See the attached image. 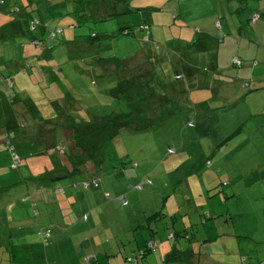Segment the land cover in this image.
<instances>
[{"label": "rangeland", "instance_id": "rangeland-1", "mask_svg": "<svg viewBox=\"0 0 264 264\" xmlns=\"http://www.w3.org/2000/svg\"><path fill=\"white\" fill-rule=\"evenodd\" d=\"M40 1L4 0L0 4V19L21 23V34L25 35L27 28L19 19L25 10L38 8ZM261 1L246 0L244 5L234 2L232 9L221 7L222 14L246 20L245 17L250 18L259 11ZM87 2L63 0L62 7L55 11L56 17L52 20L43 17L52 27L62 28L67 33L73 30L74 35L69 37L72 42L66 43L67 37L61 33L56 37L46 34L39 45L31 43L29 36L39 33L40 28L23 35L19 42L20 49L24 43V50L30 51L28 56L32 63V54L43 53L44 41L48 42V47L52 43L57 46L48 51L47 58L55 60L57 54H65L66 61L61 63V70H57L61 82L57 87L59 99L36 102L38 98L26 103L20 93L15 94L23 105L18 111L19 120L11 123L19 138L8 148L5 136L8 127L4 128L6 133L4 130L0 133L3 135L0 141V264H24L23 260H13L14 240L9 233L16 237L28 235L27 244L21 245L34 251L29 264H113L112 254L117 255L122 264L127 257L131 258L129 264H189L190 261L185 260L187 256L183 259L172 254L188 248H196L197 254L204 256L208 264L225 263L226 258H234V264H241L240 255L231 252L235 246L232 243L247 242L236 236L258 233L256 220L264 218V136L249 134L263 119V115H258L264 104L263 94L248 95L246 103L237 105L243 109L237 114L227 111L224 116L213 119L205 115L203 122L207 124L195 130L194 121L188 126L187 117V120L176 118V105L172 104L168 90L176 93V83L182 82L181 72L185 68L216 70L215 63L211 62H216L217 56L209 57L205 53L198 64L188 52L176 55L174 41L180 33L176 27V0ZM14 8L18 10L15 12ZM108 8H118L122 14L99 19L98 12ZM67 17L72 19L67 20ZM195 19L188 18V21L195 22ZM250 20L253 25L258 22V18ZM142 22L146 23L144 31L138 28ZM124 23L130 25L132 32L128 35L118 34ZM217 27L216 21L214 28ZM245 27L246 36L256 39L257 35H249L253 31L252 24L246 22ZM151 31L152 52L162 53L158 59L150 58L138 67L140 70L149 68L154 77L144 89L128 86L120 90L117 85L116 90V83L123 77L115 74L113 65H107L112 72L103 74L95 70L93 63L84 61L85 57L92 60L97 55L125 59L135 54L143 44L141 40H145V33L150 35ZM181 32L187 33L183 29ZM91 33L97 36L91 37ZM263 40L261 37L260 45L264 44ZM2 43L6 42L0 40ZM259 49V59L242 57V68L247 69L245 73L253 68V74L261 77L264 84V47L259 46ZM225 53L220 49L219 69L225 70L224 74H241L243 69L232 65V57ZM233 54L237 55V51ZM253 62L258 64L253 65ZM128 71L125 67L122 75L130 77ZM176 74L180 75L177 79ZM248 79L245 77V82L238 83H242L245 90L239 97L247 95L246 90L256 85L254 82L248 85ZM38 89L28 82L25 84L26 94L31 90L32 97L40 96L36 94ZM40 116L45 121L37 124ZM89 137L93 146L88 143ZM85 149L93 151L88 159L83 153ZM12 151L20 160L14 159ZM87 160L92 162L88 163L91 167L101 161V169L97 168L98 172L90 169L71 179L44 181L51 170L71 169ZM94 178L96 186H83L82 182ZM40 180L46 186L53 183V190H49L53 196L33 206L26 204L21 197L27 196L25 188L30 192ZM86 191L94 192L93 204H85ZM89 214L94 222H90L92 219L84 222ZM44 226L52 230L47 248L35 236ZM83 231L88 233L87 238L88 235L98 237L97 261L84 260L87 255L81 249L89 243L83 241ZM117 235L121 241L117 240ZM150 236L158 245L147 252L149 263L136 262L131 257L134 248L139 245L135 252L143 250V242ZM77 250L81 253L79 256ZM85 251L92 254L91 249Z\"/></svg>", "mask_w": 264, "mask_h": 264}, {"label": "crops", "instance_id": "crops-1", "mask_svg": "<svg viewBox=\"0 0 264 264\" xmlns=\"http://www.w3.org/2000/svg\"><path fill=\"white\" fill-rule=\"evenodd\" d=\"M243 1L246 0H176V27L178 30H180L178 37H176V41H174L176 42V47H177L176 55L184 51L188 52L191 54L192 61H196L198 64H199V60L201 58H204L206 54L209 55V57L217 56L215 57L217 59L216 62L213 61L211 62V64L215 63L214 67L216 66V70L213 69L214 72H212L213 70L211 69L204 70L199 68L193 69L190 67H188V69L185 68V70L183 69V71L181 72L182 73L181 75H183L180 77L183 78L182 82L178 84L176 83V93L174 92V90H168V93L171 96L170 99L172 101V104L174 106L176 105V118L186 119L185 117H187L188 121L186 122V124L188 126H189L188 123H190V126H192L194 121L196 124L195 130L207 124L203 122V120L205 119V115H207V118L213 119V117H218V115L224 116V113L227 111H236L237 114L238 112L243 110L240 107H237V105L245 101L248 95L254 93V94H263L264 96V92H263L264 84H261L262 78L255 76L253 74V68L248 73H245L247 71L246 68H242L243 65L242 61L245 58L253 59L254 57L256 59H259V52H260L259 46L260 48H262V46L264 47V44L261 45L259 44L261 43V37H264V20H263L264 0L259 2V7H258L259 11L252 13L250 18L245 17L246 20H244L243 17L242 18L239 17L235 19L232 15L233 11H230L229 15L230 14L232 15L230 17L226 16L225 14L224 15L222 14L221 7L229 6L232 9L234 7V2H239V3L241 2L240 3L241 5L243 4ZM39 4L40 6L38 8L36 7V9L34 10H25V12L21 15L19 19L20 22L25 23L27 32H28V26H26L28 25L27 19L31 15H40L42 17L45 16L48 19L52 20L53 17L57 16L55 14L56 9L62 7L63 0H41ZM76 7H81L82 10L83 9L85 10V8L82 6L76 5ZM181 7H185V8L182 9ZM79 11L75 10L74 12H79ZM113 11H116V13H120L122 10H119L118 8H108L105 11L98 12L99 14L97 15L100 16L99 19H101L102 17L103 18L105 17L107 12L111 13ZM253 14L259 15L258 22L256 21L257 24L254 23V25L253 22L250 20ZM218 17H220L221 20H218ZM188 18H197L195 19V22H199V23L193 24L195 22H193V20L188 21ZM66 19L69 20L72 18L67 17ZM0 21H1L0 40L6 42L0 44V133L2 134L1 130H4L5 124H7L8 127H11L12 122L15 124L14 121L19 120L20 114L18 111L22 109L23 105L21 102H19L20 101L18 100L19 98L17 99L15 97V94L20 93L23 96L24 102L26 103L29 101L35 102L38 98H40V100L36 102H46V101L52 102L59 99V97L57 96V94H59L57 87L59 85L60 80L57 74V70L58 71L61 70L60 65L61 63L66 61V58H64L66 55L57 54L55 60H52L50 56L47 58L48 51L50 50L53 51L57 49V46H55L52 43L48 47V42L44 41L45 45L43 44L44 47H42L43 53L40 55L32 54L31 55V58L33 57V63H32V61L29 59L28 56L30 51L24 50L25 48L24 43H22V48L21 49L19 48L20 47L19 42L21 41L24 35L21 34V30H20L21 23H18L12 19H10V21L8 22H4L5 18L0 19ZM216 21L218 27L215 29L214 25ZM246 22L252 24V29L254 32L251 31L252 33L251 34L249 33V35L250 36H253L254 34L257 35L256 39H252L246 36V34H248L247 28L245 27ZM126 25L130 26L129 24H125V23L123 24V26ZM69 27L73 28V25L69 24ZM182 29L187 31V33H182L181 32ZM28 33H25L24 37ZM61 33H63L67 37L66 38L67 40H65L66 43L72 42L71 40H69V37L72 36L73 30H71V32L69 30L68 33L62 30ZM146 33L144 35L145 40H141L143 44H141L139 48H137L135 54H131L125 59H122L126 62L129 71L134 70L135 73L152 71L149 68H143V70H140V68L138 67L144 65V63L147 62L150 58L158 59V57H160L162 53L161 51L158 54L157 52H152L153 51L152 42H149V39L152 40V31L150 35H146ZM123 35H128V34H123ZM222 48L225 50L226 52L225 55L227 57L230 58L237 57L239 59L240 58L239 55H241V58L239 59L241 61L239 67L243 69V72H241V74L237 73L235 74L236 76L230 74H224L225 70L222 71L221 69H219L218 58L220 57V49ZM236 51H237V55H234L233 53H236ZM31 52L35 53V50ZM192 53H194L193 54L194 57L192 56ZM242 57L244 59H242ZM194 58L195 60H193ZM104 59L105 58H102L99 55H97L92 57V60H86L85 57L84 61L93 63V65L95 66V70L97 72L103 74L106 72H112V70L107 68V65H105ZM26 62L30 63V67L23 72L22 69ZM255 63L257 62H253V65ZM232 65L234 64L232 63ZM184 66H186V64H184ZM57 67L58 69H56ZM136 69L138 71H136ZM25 72L28 73L23 74ZM178 76L180 75L176 74V79L178 78ZM245 77H249V79L247 80L248 85H250V82L251 83L254 82L256 83V85L246 90V92L248 91V93H246L247 95H243L242 97H239L240 95L245 93L243 92L245 90H243L244 85L242 84L243 82H245ZM44 81H46V84H44ZM27 82L31 85H34L36 89L39 88L36 94L39 93L40 96L32 97L33 94L31 90H29V94H26L27 91L25 90V84ZM48 82H50V84ZM240 82L242 83L238 84ZM45 87L48 88L46 89ZM9 92L11 94H8ZM41 94H43V97L41 96ZM49 94H51V96ZM10 95H13V97H11ZM46 96L47 98H44ZM53 96L54 98H52ZM167 104L169 105L171 103L167 102ZM173 105L172 107H174ZM250 108L252 109V106H250ZM259 113L260 114L258 115H263V119L260 120L259 123L254 125L253 130L249 131V134L252 136L253 135L257 136L256 134H259V136H264L263 135L264 134V104L262 105ZM6 115L12 116L11 122L6 121ZM250 115L251 113L249 114V116ZM42 121L45 120L39 117V119L37 118L36 123L37 124L38 122L42 123ZM7 130L10 129L8 128ZM4 133H6V129L4 130ZM14 135L15 134L13 130H10L8 133H6L5 136L7 138V141L11 142L12 140L13 143L16 142L19 136L17 135L14 136ZM2 138L3 135L0 136V141L2 140ZM249 140L250 138L247 139V141ZM100 164L101 162H97V164L95 165L96 172H98L99 167H101ZM87 172H90V168H88V166H77V167H73L72 169H67V168L55 169L54 171L51 170L49 172V177L48 178L46 177L44 181L49 180L51 182H54L64 177L71 179L73 178L74 175L80 173H87ZM96 182L97 180L95 179V183ZM52 184L46 186L43 185V181L40 180L37 186H35L30 192H28V189L25 188L27 192V196H21V197L23 198V200H25L26 204L27 202H29L31 206L35 205V203H38L40 201L45 202L47 201V199H51V197L53 196V194H51L49 191L50 189L53 190V188L51 187ZM90 186H94V185L90 184L87 187ZM209 189L211 190V187ZM201 196L203 198H206L203 195ZM212 196L213 195L209 196V198H211ZM21 197L19 198L21 199ZM83 198L86 202L85 204L88 205L93 204L94 192L86 191ZM89 220L90 222H94V219L91 218V214L87 215L86 220L84 222L89 223ZM78 221L83 222V220H78ZM256 222H257L256 230H259L258 233L255 234L249 233L247 235H242V236L237 235L236 236L237 238H241V239L245 238L248 241L247 242L238 241L236 243H232L235 244V246H233L234 249L231 252L240 255L241 258H239V262L241 264H258L264 261V218H261L260 220H256ZM18 228H22V226H19ZM41 231L42 232L37 231L35 236H37L39 242H41L43 246L47 248L50 242V240L48 239H50V237L52 236V230L49 227L44 226ZM45 232H47V236L44 234ZM17 234L20 235L19 232ZM82 234H83V238H82L83 241H88L89 243V246H82L83 248L81 249V251L85 252L87 255L86 257H84V260L86 262H89L92 259H95V261H97L99 259V257L96 256L99 253V244L97 239L98 237H95V235H93L94 237L88 235L87 238L86 235L88 233L86 231H83ZM8 235L9 237H12L14 240V244L11 246L13 260L14 261L23 260L24 264H27V262L29 264L30 261L33 259L32 257L34 251L32 250L31 247L27 249V246H24L25 244H27L26 240L28 235L25 234L17 237L13 236L10 233ZM116 237L118 240V235ZM152 238L155 239L153 236H150L147 239H145L143 242V246L146 244V242L149 239ZM21 243L24 245L22 246ZM79 245L80 244H78L77 246ZM139 247H140L139 245H136V247L133 250V253L131 254V257H137L136 262L139 260L147 261L146 258L148 257H146V255L139 257V253L141 250L135 252L137 251L136 249H138ZM86 249H91L92 254L86 252L85 251ZM78 250L76 254L79 256L80 251L78 252ZM120 252H123L122 248L120 249ZM182 253L185 254V256H182L183 259H185L184 257L186 256L188 257L185 260L187 262L190 261L189 264H208L204 256L197 254L198 251L196 248H188L187 251ZM111 256H112V260L114 261L113 264H122L121 261L118 259L117 255L112 254ZM128 258L130 257H127L126 260ZM77 259L80 260V257ZM233 259L234 258H226L225 263L214 261L212 264H234ZM147 263L149 262L147 261ZM13 264H15V262ZM137 264H139V262Z\"/></svg>", "mask_w": 264, "mask_h": 264}, {"label": "trees", "instance_id": "trees-1", "mask_svg": "<svg viewBox=\"0 0 264 264\" xmlns=\"http://www.w3.org/2000/svg\"><path fill=\"white\" fill-rule=\"evenodd\" d=\"M3 1L4 0H0V4H2L3 3ZM84 2H87V3H91L92 1H94V0H83ZM18 9H16V8H14V11L16 12ZM119 14H122L121 12L120 13H116V11H113V12H111V13H106V15H105V17L103 18H101L102 20H106V19H110V18H112V17H115V16H118ZM259 16V15H258ZM28 21H27V24H28V32H30L31 34H32V32H37L38 31V28H40V30H39V33H37V34H32V35H30L29 37H30V39H31V43H33V44H36V45H39L40 44V40H43L44 39V36H46V34H47V36H50V37H56L58 34H61V32H62V28H57V27H52V26H50V24L48 23V22H46L45 20H44V18L42 17V16H40V15H31L28 19H27ZM33 23H35V29H30V26L33 24ZM139 29H141V30H145V28H146V23H141L140 25H139V27H138ZM57 29H60V31L58 32L57 31ZM132 31H131V28H129V26H121L119 29H118V34H130ZM97 35L96 34H94V33H91V37H96ZM42 47H44V45H42L41 46V49H42ZM105 60V65H113L114 67H115V69H116V71H115V74H119V78H121V77H123V78H121V80L119 79V82H118V84H116V90L118 89V86H120V90L122 89V90H124V89H127L128 88V86H130L129 88L130 89H138V88H145V87H148L149 85H150V82L153 80V75H152V71H144V72H139V73H135L134 72V70L132 71H128L129 72V76L130 77H124L123 75H122V72H121V70H123L125 67L126 68H128L127 67V65H126V62L124 61V60H122V59H119V58H116V57H107V58H105L104 59ZM26 64H28L29 66H28V68L30 67V64L27 62V63H25V65H24V67H23V72L24 71H26L28 68H25V66H26ZM234 65H236V64H234ZM117 69H118V71H117ZM119 69H120V71H119ZM131 72V73H130ZM118 85V86H117ZM128 91V90H127ZM6 117L8 118V120H9V117L10 116H7L6 115ZM42 119H44L42 116H40ZM9 122V121H8ZM22 124V123H21ZM21 124L20 125H18L19 127H21ZM189 125H190V123H188ZM105 125H107V124H105ZM5 127H8V125L7 124H5V126H4V128ZM10 130H12V126L11 127H8ZM7 128V129H8ZM10 130H8V131H10ZM85 131V130H84ZM15 134V133H14ZM14 136H16V134L14 135ZM12 139V138H11ZM91 140L92 139H90V137H89V141H88V143L90 144V145H92L93 146V142H91ZM9 142V143H8ZM7 143H6V146L8 147V148H11V142H12V140H11V142L10 141H8ZM13 149V148H12ZM86 151L85 152H83L85 155H87V156H85V158H87L88 159V154L89 153H91V152H93L92 150H87V149H85ZM12 153H13V155H14V152L12 151ZM90 155V154H89ZM15 156V155H14ZM16 157V156H15ZM76 158V157H75ZM91 158V157H90ZM16 160V159H15ZM18 160H20V158H18L17 157V160L16 161H18ZM101 162V161H100ZM88 163H92V162H90V161H85L83 164L82 163H78V166H88V168H90V169H92V168H95V166H93L92 165V167L91 166H89V164ZM93 163H96V162H93ZM136 165V164H135ZM72 169V168H71ZM99 169H101V167H99ZM95 170H96V168H95ZM89 182V185L90 184H94L95 183V179H93V180H85L84 182ZM84 182H82V184L84 183ZM96 184V183H95ZM88 185V186H89ZM84 186V185H83ZM148 251H146L145 253H144V255H146V253H147ZM173 254V256H175V255H177V257L179 258V257H182V252H175V253H172ZM143 255V256H144ZM263 262V261H262ZM262 262H260V263H258V264H261Z\"/></svg>", "mask_w": 264, "mask_h": 264}, {"label": "built area", "instance_id": "built-area-1", "mask_svg": "<svg viewBox=\"0 0 264 264\" xmlns=\"http://www.w3.org/2000/svg\"><path fill=\"white\" fill-rule=\"evenodd\" d=\"M259 16H258V14H254L251 18H252V20L254 21V20H256V18H258ZM30 29H35V23H33L31 26H30ZM57 31L59 32L60 31V29H57ZM232 63H234V64H236L237 66H239L240 64H241V61L237 58V57H233L232 58ZM28 64H26V66H25V68H28ZM169 151H171V150H169ZM14 159H16L17 160V157H15L14 156ZM135 165V164H134ZM83 185H84V187H87L88 185H89V182H84L83 183ZM94 185H96L95 183H94ZM105 196H108L107 194L105 195ZM121 198V197H120ZM121 200L124 202V199L123 198H121ZM46 236H47V232H45L44 233ZM157 245H158V242L155 240V239H149L147 242H146V244H145V248L143 249V250H141L140 251V253H139V257H142L143 255H144V253L146 252V251H151V250H153V249H156V247H157ZM134 260L136 261L137 260V257H134ZM131 261V258H128L126 261H125V264H128V262H130ZM261 264H264V261L261 263Z\"/></svg>", "mask_w": 264, "mask_h": 264}, {"label": "bare ground", "instance_id": "bare-ground-1", "mask_svg": "<svg viewBox=\"0 0 264 264\" xmlns=\"http://www.w3.org/2000/svg\"><path fill=\"white\" fill-rule=\"evenodd\" d=\"M234 64V63H233Z\"/></svg>", "mask_w": 264, "mask_h": 264}]
</instances>
